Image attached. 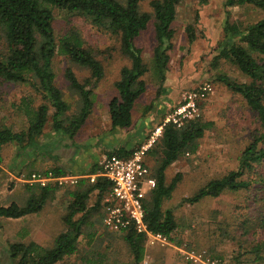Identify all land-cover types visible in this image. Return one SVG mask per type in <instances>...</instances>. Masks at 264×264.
<instances>
[{"label":"rangeland","instance_id":"1","mask_svg":"<svg viewBox=\"0 0 264 264\" xmlns=\"http://www.w3.org/2000/svg\"><path fill=\"white\" fill-rule=\"evenodd\" d=\"M151 1L144 0L140 11L152 15ZM53 16L56 38L74 28L84 47L90 49L102 65L104 78L93 85L92 109L74 138L62 135L61 131L54 132L49 121L35 152L30 149L22 153L13 143L0 148V206H24L30 196L25 178L29 173L52 169V162L78 161L77 165L85 169L83 163L88 158H97L95 155L100 151L106 157L108 152L119 147L140 148L186 93L202 83H210L213 92L200 103L199 118L212 123V126L205 130L195 154L181 155L165 171L166 184L171 183L176 175L180 176L170 197L162 203V210L173 214L177 228L171 235V241L167 240L164 246L149 245L145 241L142 264H263L254 261L253 249L259 242H264V224H260L263 218L260 219V214L264 213V192L258 194L256 201H253L255 193L251 189L249 192L226 191L217 198H205L196 204L184 202L208 181L237 168L239 157L258 126L255 115L243 98L217 81L224 75L244 82L243 76L224 60L216 64L214 57L219 45L227 42L223 31L226 20L245 25L256 22L263 14L249 6L225 10L223 0H208L203 5L196 0H183L171 25L173 49L168 53L166 79L159 96L158 83L151 74L155 46L152 19L136 39V46L142 50L143 61L150 69L143 77L145 92L133 106L131 127L115 130H111L107 107L110 100L117 97L114 83L120 78V70L130 65L120 52L119 39L93 26L82 16L55 9ZM189 26L195 34L191 44L186 35ZM67 69L80 83H84L90 73L64 57L56 56L52 60L54 83L69 105L67 116L70 118L78 114L81 102L65 78ZM23 99L29 100L33 109L44 103L29 85L0 82V128L16 133L27 129V118L20 105ZM52 112L51 109L49 115ZM68 125L69 122L64 123L65 127ZM155 151L159 152L158 149ZM158 154L145 155L150 171L156 167ZM257 169L264 174V164L258 165ZM248 177L250 179V175ZM74 188L56 187L54 197L37 214L19 219L0 218V264H7L3 250L9 244L34 242L45 248L54 246L55 238L65 230L62 218L71 202L68 192ZM96 194L90 195L88 207L94 205ZM103 219L104 211L100 205L96 212L87 216L82 226L77 252L58 264H130L132 258L124 233L110 231ZM260 256L264 257V249Z\"/></svg>","mask_w":264,"mask_h":264},{"label":"trees","instance_id":"2","mask_svg":"<svg viewBox=\"0 0 264 264\" xmlns=\"http://www.w3.org/2000/svg\"><path fill=\"white\" fill-rule=\"evenodd\" d=\"M143 1L0 0V82L29 85L44 102L33 109L29 100L21 101L22 111L27 118V129L16 133L8 128H0V148L13 143L22 153L30 149L35 152L39 146L38 140L43 136L49 121L54 132L61 131L62 135L74 137L92 109V87L104 78L102 65L92 51L84 47L82 38L74 28L56 38L53 27L54 9L82 16L93 26L104 29L119 39L120 52L129 60L130 65L120 70V78L114 83L117 97L110 100L107 112L111 130L131 127V111L137 99L145 92L143 77L150 70L143 61L142 50L136 46V39L153 19L155 46L151 74L158 83L159 96L166 79L168 53L173 49L174 31L171 25L176 18V9L183 0H152V15L140 11ZM207 1L196 0L199 5ZM244 6L261 12L263 17L245 25L226 20L223 31L227 42L219 45L214 60L216 64L224 60L243 76L244 82L224 75L217 81L243 98L255 115L258 126L250 143L241 153L237 168L218 179L208 181L193 196L184 199L188 204H196L205 198H217L226 191L249 192L251 189L255 193L253 201H256L258 194L264 192V174L257 169L258 165L264 164V0H223L225 10ZM186 35L188 42L193 43L195 34L192 27L186 28ZM56 56L64 57L90 73L88 79L80 83L71 70L65 71L71 91L78 95L81 102L78 114L70 118L67 116L69 105L54 83L52 60ZM51 109L53 112L49 115ZM65 122H69L67 127L64 126ZM211 126L212 123L199 117L185 121L180 128L171 123L165 124L157 143L147 152L148 157L159 153L155 158L156 167L151 171V176L156 180V188L144 200L145 222L150 233L171 241V235L177 227L171 211L162 210V203L170 197L180 176L176 175L171 183L166 184L165 171L181 155L195 154L205 130ZM137 149L139 147H119L108 152L106 157L128 158ZM157 149L159 152L155 151ZM48 172L55 176L67 175L62 168L41 173ZM29 175L31 173L27 176ZM26 186L30 196L25 205L0 206V218L19 219L37 214L54 197L56 190L55 186L50 185ZM76 187L68 192L71 202L62 218L65 230L55 238L54 246L45 248L34 242L9 244L3 250L7 264H58L77 252L82 226L87 216L96 212L103 203L109 192V185L101 179L93 184L82 179ZM94 192L97 193L95 203L89 208L87 202ZM260 216V219L263 216L259 219L262 226L264 213ZM124 239L130 249V264H142L145 236L129 230L124 233ZM263 249V241L253 249L256 263L264 264V257L260 256Z\"/></svg>","mask_w":264,"mask_h":264},{"label":"built area","instance_id":"3","mask_svg":"<svg viewBox=\"0 0 264 264\" xmlns=\"http://www.w3.org/2000/svg\"><path fill=\"white\" fill-rule=\"evenodd\" d=\"M212 92L210 83H202L195 90L186 93L147 143L128 158L105 157L95 173L84 177L55 176L51 172L32 173L25 178L24 183L30 187L52 185L63 188L75 187L80 179H85L90 184L101 179L109 185V192L103 201L105 227L110 231L121 233L133 230L136 234L144 235L149 245L164 246L167 239L150 233L145 222L144 200L156 188V180L151 176L150 167L144 158L160 138L165 124L171 123L176 128H180L185 121L198 118L200 102L207 99Z\"/></svg>","mask_w":264,"mask_h":264},{"label":"crops","instance_id":"4","mask_svg":"<svg viewBox=\"0 0 264 264\" xmlns=\"http://www.w3.org/2000/svg\"><path fill=\"white\" fill-rule=\"evenodd\" d=\"M77 155H75V156H77ZM95 156H98V157L97 158L95 157V159H94V157L93 158H88V160L85 161V163H83V165H86V168L85 169L81 165H77V162L78 161L77 162L76 161L75 162L70 161L68 163L66 161H63V162L61 161L59 163H53L52 162V169H55V168H60L61 169L62 168L65 172H67L69 174L71 173V175H68L67 174L66 176H77V177L88 176V175H91V174L95 173L98 170V168H99L102 160L105 158L103 156V153L101 151H100V153H96ZM76 158H78V157H76ZM83 170L85 172L88 171V173L87 172L86 173L82 172ZM72 174H74V175H72ZM80 180H82V179H80ZM165 181H166V175H165ZM149 194H151V193H149ZM68 198H70V196H68ZM101 205H102V207L104 206L103 203H101ZM103 211H104V207H103ZM78 217H79V215H78ZM78 217L76 219H78Z\"/></svg>","mask_w":264,"mask_h":264}]
</instances>
